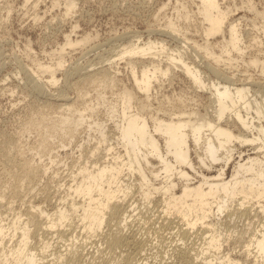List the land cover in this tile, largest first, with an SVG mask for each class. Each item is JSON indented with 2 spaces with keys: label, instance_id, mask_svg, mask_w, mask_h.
<instances>
[{
  "label": "bare ground",
  "instance_id": "bare-ground-1",
  "mask_svg": "<svg viewBox=\"0 0 264 264\" xmlns=\"http://www.w3.org/2000/svg\"><path fill=\"white\" fill-rule=\"evenodd\" d=\"M38 2L34 0V6ZM197 2L199 18L203 26L206 24L203 34L207 45L213 43L209 41L210 36L222 34L225 37L228 33L229 39L217 42L239 48L242 41L240 24L237 19L229 20L232 10L222 5V0ZM56 3L58 0H54ZM182 5L187 8L185 2ZM65 6L69 13L76 4L74 0H68ZM185 16L189 19L188 14ZM170 25L164 29L174 34L176 28ZM86 38L82 37L76 43ZM74 44L75 41L68 37L58 52L60 59L55 67L40 64V71L48 73L49 82L55 84L58 81L57 71L65 62L62 52L66 46ZM158 47L165 50L164 40H149L143 45L131 42L119 53V59L128 57L133 80L139 90H144L147 98L153 79L159 73L167 76L171 70V67L163 68L155 60L159 54L153 50ZM225 50L229 52V47ZM184 55L185 51L178 48L168 58L182 66L197 86L210 90L212 115L177 107L167 118L158 114L149 118L138 107L135 111L128 110L134 92L125 88L121 93L123 117L116 124V131L109 127L106 129L103 122H87L90 128L97 127L100 133L98 143L89 149L88 157L77 155L72 182H58L68 185L64 187L66 193L58 195L59 201L53 210L46 205L31 203L28 212L16 211L9 221L0 211V264H95L97 260L93 258L97 253L93 254L94 250L91 256L85 257L84 242L88 244V239L101 234L104 237L101 235L99 239L103 237L111 250L119 245L133 244L141 254L149 244L147 235H131L132 230L128 233L125 228L132 216L143 212L145 202L147 206L159 202L156 204L159 209L153 212L162 218L158 227L164 220L175 225L167 233L172 247L168 254L176 258L174 263L264 264V103L250 92L253 90L250 85H235L232 81L222 83L221 80L214 83L211 80V85H208L201 69L187 61ZM140 60L144 61L138 71ZM258 60L255 57L251 63L256 64ZM113 79L110 70L92 69L78 80L87 85L97 81L113 82ZM258 83L264 88V81ZM39 89L43 92L40 86ZM61 97L64 101L59 103L60 109L73 106L68 96L63 94ZM68 119L65 117L63 120L66 122ZM81 122L76 121L75 128ZM53 127L55 125H48V128ZM102 143L105 144L103 150ZM244 145L252 146L250 152L242 149ZM5 166L13 173V179L19 181L35 179L42 172L41 165L30 160L12 161L7 158ZM205 171H214V174ZM137 193L141 196V206ZM243 215L249 225L252 218L258 220L257 226L251 227L248 238L243 236L244 228L237 225V217ZM104 227L108 229L104 230ZM162 234L161 238H165ZM58 240L64 241V247L60 249L63 252L55 248L59 245ZM160 240L157 238L155 245ZM144 253L146 251L143 256ZM127 256L126 264L156 263L143 261L146 259L142 254L140 261L135 259V255L130 257L128 253Z\"/></svg>",
  "mask_w": 264,
  "mask_h": 264
},
{
  "label": "rangeland",
  "instance_id": "rangeland-1",
  "mask_svg": "<svg viewBox=\"0 0 264 264\" xmlns=\"http://www.w3.org/2000/svg\"><path fill=\"white\" fill-rule=\"evenodd\" d=\"M67 1L58 0L54 4V0H39L34 6V0H0V211L7 216L6 221L16 211L28 212L31 203L46 205L53 210L68 185L58 182H70L78 156L84 154L88 157L89 149L98 143L100 133L97 127L90 128L87 122H103L106 129L109 127L116 131V124L123 117L121 93L125 88L134 92L128 110L135 111L138 107L149 118L155 114L167 118L177 107L212 115L210 90L197 86L182 66L168 58L178 48L185 51L187 61L201 69L208 85H211V80L213 83L221 80L222 83L232 81L235 85H250L253 89L250 92L264 103V88L258 85V82L264 81V0H222V5L232 10L229 20L237 19L240 24L242 41L239 48L217 42L229 39L228 33L225 37L222 34L210 36L209 41L213 43L207 45L203 34L206 24L203 26L199 18L197 0H74L76 6L69 13L65 6ZM183 2L188 9L182 5ZM186 14L189 19H185ZM170 23L176 28L174 34L164 29ZM68 37L75 44L63 50L65 62L57 71L58 81L53 84L47 78L48 73L42 74L39 66L45 63L55 67L60 59L58 52ZM82 37L87 38L77 44L76 40ZM154 39L164 40L166 47L165 50L159 47L153 50L159 54L155 60L163 68L171 67V70L167 76L159 73L153 79L147 98L144 90H139L133 80L128 57L119 59V53L131 42L143 45ZM226 47H229V52ZM217 54L221 56L215 57ZM255 57L259 60L256 64L251 63ZM143 61H139L138 71L142 69ZM92 69L110 70L114 81L84 85L80 80ZM63 94L72 101V107L60 109ZM65 117L69 118L66 122L63 120ZM80 120L81 124L75 128L76 121ZM48 125L55 127L48 128ZM104 146L102 143V150ZM251 147L244 145L242 149L248 152ZM7 158L12 161L30 160L35 165L40 164L42 172L35 179H13V173L5 166ZM205 173L214 174V171ZM136 196L141 206V196L138 193ZM156 204L159 202L149 206L145 202L143 212L130 218L129 228L126 227L125 231L130 233L132 230L134 232L130 234L138 237L140 234L147 235L149 244H146L147 250H143L146 253L143 256L140 252L146 259L143 261L181 264L174 263L176 258L168 254L172 248L168 231L175 225L164 220L158 227L162 218L153 215L159 209ZM247 220L245 215L237 217V225L246 231L244 238H248L251 227L258 224L255 217L251 225ZM112 225L110 227H116ZM162 233L165 235L162 238L166 240H162ZM101 235L92 237L94 240L88 239V244L84 242L85 257L91 256L90 253L95 250L93 254L97 253V258L101 252L97 259L92 256L97 260L95 264L123 261L125 263L122 264H126L128 253L130 257L135 255L137 258H133L141 260V254L133 244L128 247L119 245L111 250L103 240L104 235L99 239ZM157 238L162 242L160 240L155 245ZM58 241L59 245L55 248L60 250L64 241Z\"/></svg>",
  "mask_w": 264,
  "mask_h": 264
}]
</instances>
